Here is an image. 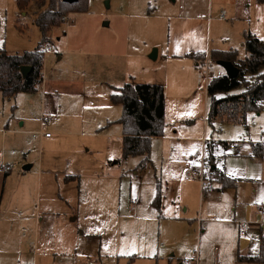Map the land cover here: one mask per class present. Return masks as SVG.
<instances>
[{
    "label": "rangeland",
    "instance_id": "obj_1",
    "mask_svg": "<svg viewBox=\"0 0 264 264\" xmlns=\"http://www.w3.org/2000/svg\"><path fill=\"white\" fill-rule=\"evenodd\" d=\"M28 10L29 15L21 14L16 0H0V50L22 54L38 48L42 34L35 24V14ZM222 12L225 18L220 17ZM66 18L50 34L53 49L47 51L44 63V83L73 98L67 101L62 118L57 120L53 113L42 111V87L36 94H22L19 102L4 104L0 100V116H10L16 103L19 105L10 124L25 132L29 165L37 161L39 142L48 132L57 142L44 144L45 166L46 162L55 164V171L65 169L79 176V183L70 186L66 201L54 195L47 205L61 212L52 226L68 240L71 249L65 254L73 253L76 264H129L132 255L141 257L133 264H168L170 244L160 247L158 223H144L147 212L153 210L145 198L154 185L155 169L160 175L166 153L171 150L165 137L180 140L178 145L184 154L192 152L186 138L193 136L194 122L201 127L207 118L210 101L203 66L208 63L213 76L223 70L209 59L198 63V68L187 55L206 53L209 58L213 51L234 50L239 59H244L245 33L264 41V4L257 0H89L87 13ZM155 50L157 58L152 59ZM65 82L69 83L67 87ZM124 83L165 87L167 128L163 137L154 139L155 168L146 172H135L141 158L123 160V131L116 123L123 110L112 102L115 90L111 86L120 88ZM23 97L32 100L28 103L21 100ZM53 119L64 125L67 134L57 137ZM25 120L26 127L20 128ZM44 122L46 130L40 128ZM250 123L251 138H261L264 114ZM223 130L227 142L245 134L237 126L228 125ZM40 131L45 132L43 136ZM1 149L2 136L0 153ZM1 167L6 170L7 165L0 154ZM37 170L36 164L26 177L37 179ZM9 178L5 193L12 195L20 180L13 174ZM137 202L140 206L134 211ZM36 203L35 198L30 202L32 216ZM262 234L264 229L251 237V255L259 253ZM192 249L193 240L189 246ZM50 262L58 264L54 256Z\"/></svg>",
    "mask_w": 264,
    "mask_h": 264
},
{
    "label": "crops",
    "instance_id": "obj_2",
    "mask_svg": "<svg viewBox=\"0 0 264 264\" xmlns=\"http://www.w3.org/2000/svg\"><path fill=\"white\" fill-rule=\"evenodd\" d=\"M1 52L3 50H0ZM195 64L199 68L200 64ZM49 84L44 83L43 71V79L36 93L40 92L42 87V111L53 113L58 120L62 118L63 112L65 113L67 101H73V98L63 96L62 93L66 92L58 91L56 87L49 89ZM68 85L69 83L65 82V86ZM111 87L114 90L119 88ZM20 96L22 94L13 99H4L0 94V100L4 104L6 102L11 104L13 100L19 102ZM21 100L29 103L32 99L23 97ZM16 105L17 108L13 106L10 116H0V136H2L0 154L2 161L7 165L6 170L0 168V173L4 174L3 177L0 175V264H17V260H19L18 264H50L52 256L56 258L58 264H76L73 253L71 256L65 254L71 249L68 240L59 236L57 229L52 226L55 218H60L61 212H54L47 205L54 195L59 196L62 202L66 201L71 195L70 186L79 183L80 178L69 174L65 169L61 172L55 171V164L46 162L45 166L42 160L44 144L52 146L57 142L52 134L51 137H43L39 142L37 161L28 164L25 154L28 148L23 136L25 132L18 130L17 125L11 128L10 124L12 121L10 119L15 118V113L19 110V105L17 103ZM263 114L264 112L251 114L248 127L216 123L212 128L208 125L207 118L201 127H196L194 122L191 133L193 136L186 138L189 139L192 149V152L187 153L188 155L184 154L181 145H178L180 140L171 135L165 137L170 142L171 150L170 153H166L167 159L161 165L160 175L155 169L154 185L149 188V194L145 198V201H149L153 206L154 211L147 212L144 223H158L161 232L160 247L170 244L166 256L170 259L168 264H182V258L197 253L200 255V264H264L239 260V257L258 256L264 239L262 234L258 241L259 253L251 255L249 252L251 237L264 229V218L260 220L259 213L260 207L264 206V131L261 138L252 139L250 121L254 122ZM57 120L53 119V123H56V135L60 137L67 133L63 131L64 125ZM43 124L40 128L46 130L47 124L46 128H43ZM228 125L241 127L245 132L237 137V141L245 145L242 156H235L228 148L230 142L224 141L226 136L223 128ZM24 127L26 120L20 124V128ZM44 133L40 131L39 134L43 136ZM208 144H212L214 148L215 160L211 164V182L214 188L203 192L197 181L185 179L184 172L188 166L197 164L199 156ZM254 144L263 145L261 158H253ZM152 152L151 165L145 172L155 168ZM36 164L37 179L26 177L34 171ZM216 173L219 176H215ZM11 174L19 177L20 183L15 187V194L9 195L5 192L8 190L6 185ZM220 175L225 176L220 177ZM68 177L73 179L67 180ZM158 185L161 193L160 210L153 204L159 189ZM56 187L58 190L55 194ZM34 198L37 205L36 214L32 216L29 210L30 202ZM139 206L140 203L137 202L133 210L136 211ZM156 211L159 213L158 216ZM241 220L253 223L247 236L243 238L239 237L238 223ZM192 240L193 249L189 250ZM139 258L141 257L136 255L129 256V264H133Z\"/></svg>",
    "mask_w": 264,
    "mask_h": 264
},
{
    "label": "trees",
    "instance_id": "obj_3",
    "mask_svg": "<svg viewBox=\"0 0 264 264\" xmlns=\"http://www.w3.org/2000/svg\"><path fill=\"white\" fill-rule=\"evenodd\" d=\"M257 3L264 4V0H257ZM16 4L21 14L29 15V8L35 14V24L42 34V41L32 52L0 53V94L4 99L37 92L43 79L45 47L52 45L51 32L60 28L67 16L89 11V0H74L72 3L63 0H16ZM244 47V59H239L238 52L234 50L213 51L209 58L206 53L187 55L197 63L210 60L218 64L227 61L239 69V76L235 79L224 75L213 77L207 84L206 93L210 101L207 123L212 128L216 123L248 127L251 114L264 112V41L245 33ZM24 67L30 68L27 74L22 71ZM239 90L241 92L236 93ZM111 100L114 104L121 105L123 110L122 117L116 122L122 126L123 131V160L141 158L136 172H143L151 165L153 139L165 135V88L159 84L126 83L115 89ZM205 149L206 159L213 164L215 159L212 144H208ZM252 153L253 158H261L263 145H252ZM215 176L219 175L216 173ZM71 179L73 177L67 178ZM158 188L153 204L160 210V185ZM239 260L264 263V239L258 256L239 257Z\"/></svg>",
    "mask_w": 264,
    "mask_h": 264
},
{
    "label": "built area",
    "instance_id": "obj_4",
    "mask_svg": "<svg viewBox=\"0 0 264 264\" xmlns=\"http://www.w3.org/2000/svg\"><path fill=\"white\" fill-rule=\"evenodd\" d=\"M220 17L225 18V12H222L220 14ZM65 21H67V19H65ZM52 49H53L52 45H46L45 52L47 53L48 50H52ZM203 68L206 71L205 75H203V79L206 80L207 82H209L210 79H212L213 77H222L226 75V73H224L225 71L224 72L218 71L216 75L213 76L210 73V67L208 63L206 66H203ZM43 128H46L45 122H44ZM45 136L51 137V133H46ZM228 148L230 151H232V153L235 156H242L245 151V145L243 142H240V141L228 143ZM206 158H207L206 149L204 148L201 155L199 156L197 164L188 166L184 172L185 179L190 180V181H197L200 184V187L203 192L206 190H212L214 188L211 182L212 166ZM259 213H260V220H263L264 206L260 207ZM252 224H253L252 222L247 221V220L239 221L238 223L239 237L241 238L246 237L249 230L252 227ZM200 263H201V259L198 253L192 257H188L182 260V264H200Z\"/></svg>",
    "mask_w": 264,
    "mask_h": 264
},
{
    "label": "water",
    "instance_id": "obj_5",
    "mask_svg": "<svg viewBox=\"0 0 264 264\" xmlns=\"http://www.w3.org/2000/svg\"><path fill=\"white\" fill-rule=\"evenodd\" d=\"M64 2L67 3H72L74 0H63ZM152 59H156L157 58V51H154V54L151 56ZM219 66H221L223 68V70L226 73V76L229 77L230 79H235L239 76V69L237 67H235L231 62H227V61H221L218 63ZM24 74H27L30 71V68L28 67H24L22 69Z\"/></svg>",
    "mask_w": 264,
    "mask_h": 264
}]
</instances>
